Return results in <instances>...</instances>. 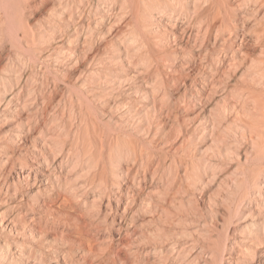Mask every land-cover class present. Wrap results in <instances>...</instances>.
I'll return each instance as SVG.
<instances>
[{"label":"rangeland","instance_id":"obj_1","mask_svg":"<svg viewBox=\"0 0 264 264\" xmlns=\"http://www.w3.org/2000/svg\"><path fill=\"white\" fill-rule=\"evenodd\" d=\"M224 1V6L221 10L222 14H220V16H222L221 18L219 16L221 20L220 22H223L222 25L224 30L222 32H218L216 35L213 34L212 38L209 39L210 43L208 42L203 44L201 40L203 41L204 37L201 35H196L198 32L197 30L200 25L202 26V23L196 20L194 16L195 14H193V12H190L189 14H181L177 11V13L169 12L162 16L160 14H157L159 19L155 20L157 22L156 25H152L149 27L150 31L147 34L146 42L140 43L139 41H136V43L131 45L130 48L124 44L126 41V36L118 34L116 35L117 37L114 38L115 31H113V33L111 34H107L108 31L112 32L111 26L114 24H120L118 23V21L121 22V20H119L118 17L116 18V16L110 12V8L107 7L103 9L102 7V9L98 11V14H96L95 18H98V16L101 15H104L105 17L103 19L104 21L102 20L98 25L102 24L104 26L103 28L107 31L105 36L108 40L114 38V40L116 39L117 41H119V43L116 47H108V49H106L103 54L99 55L98 58H94L93 61L90 60L89 62H87L86 64L88 66H80V63L76 62L72 59V57L68 55V51H63L64 53H62V55L60 54L58 56H54L52 57V59L44 58L39 60L37 58L33 60L25 55L23 56V58L21 57L22 61H20V64L17 60L8 61L9 59L6 58L3 61L2 66L13 64L12 66L17 69L18 74H15L17 78L18 76H21L24 82H26L27 87L25 88V90L27 91L21 92L20 95L25 96L23 98V101L26 100L27 97L29 98H27V101H29L27 104H30L28 107L31 109V111L38 112L40 108H42V104L50 101V99L52 98V96L50 95L58 93L57 100H55L53 104L54 107L52 106V108L50 109L51 112L49 110L47 113H45L46 115L44 124L42 123V121H40L42 119L35 117L27 122L24 117L31 118V116H33L32 113H18V111L16 112L6 109L4 110L3 108L5 107L3 106L2 108V106L0 105V134L6 131L16 133V131L11 128L12 125L16 127L15 130L19 128L23 132L27 130L38 132L39 128L43 129L44 140L42 142L44 143L45 141L46 143L47 141L49 145H46L44 147H42L43 145H39L38 148H44L43 150L48 155V164H50L44 167L47 169L49 168L51 174L56 176L62 174L63 178H67L72 181L69 184L70 187L71 185L74 186V183H78L76 185L78 188L76 187V190L74 189L73 192L71 190L72 194L70 193V189H68V192V190H66V188L62 186L64 184H61V186L54 188L51 193L49 192V195H47L46 197V200L48 199V202H46L51 206L53 210L55 209L56 211L58 210L61 212L71 211L75 218L78 217L76 218L78 220H73V222L77 221L79 224H82V226H57V229H59V233L56 232V235L60 234V232L64 230V232H67L70 238L74 241L75 245L73 254L76 258H84V253L89 252V255L92 256H88V260L90 261L89 264H95L97 262L104 264L107 260L109 261H107V263L105 264H111L110 259L113 257L117 258L118 261L116 260V258L115 260L118 264H184L185 260L188 261L185 262V264H191L192 262H194L192 264H202V262H205L204 264H206V262L207 264H209V261L211 259V257L209 258V256H211L210 254L212 253H209L211 251L208 252L207 249H204L203 247L204 245H208L213 242L212 244H218L220 250L224 251L223 253L225 255V259L224 262H222L224 264H264V234L260 232H254V234L251 233L250 235L248 233L249 235H247V232H251V230H248L250 229V222L255 221L257 223H264V147L259 149L256 144L257 142H255L254 144L252 141V139L257 141L258 137L256 136V131H253L255 130L253 129V127L256 128L257 126L248 127L250 124L247 121H249V117L252 116L250 115L251 113H248V115H250L249 117L247 113H244V100H242L243 97H239L242 93L239 91H241L240 88L243 87V85L240 81L241 79L239 80L240 77H238V75H241V71L243 70L242 65L240 64H242L243 59L241 61V58L244 57L245 53L250 52L249 54H252V56L254 55L255 57L258 53V50H256L257 48L253 44V36L257 31L259 21V13L257 11L258 0ZM199 7L201 10H204L207 6L203 2V0H201ZM203 7L204 9H202ZM226 19L227 21L224 22ZM197 21L200 22V24H198ZM112 22H114V24ZM95 23L96 22H93V25ZM247 26L249 28H247ZM183 30L184 33L182 32ZM247 30H250V32L247 33ZM162 31H164V34H162ZM84 32L86 33V35H88V30H85ZM155 32L158 33L157 36L154 34ZM8 34V32L4 33L5 37L8 38ZM160 41H162V46L159 43ZM200 42L202 43V46L200 45ZM251 42L253 45L251 44ZM221 43L223 45H221ZM45 45V47L48 46L47 44ZM63 46L66 47V45ZM172 47H174V49ZM191 50L193 52H191ZM207 50L210 54L207 52ZM50 53L51 52H49V54ZM128 54H131L130 59L127 58ZM205 54H207L208 59ZM149 56L151 57V59H149ZM116 58L118 62L116 61ZM43 60L44 63L42 62ZM230 63L232 65H230ZM45 67L48 69L45 70ZM222 70L223 72H221ZM73 71H75V74L70 79V74ZM196 71L199 73H197ZM227 76L229 77V79H227ZM56 77L57 79H55ZM73 77L75 78V80ZM237 77L239 81L234 83L233 80L234 78H236L237 80ZM17 78L12 82L11 87L9 86V90L13 89V92L16 90L15 87L18 83ZM241 78L243 79V77ZM142 79L144 80L142 81ZM69 80L73 81L70 82L72 83V87H70L71 85L69 84ZM25 92L26 94L27 92L29 94L26 95ZM151 93L153 96L151 95ZM15 103H12L11 107H15L16 105L13 106ZM151 105L153 108H150ZM225 105H227V107H232V110L231 108L229 110L228 108L223 110ZM253 106L254 105L251 103L248 108L250 107L252 110ZM149 109H153V111H150ZM9 111L12 113H10ZM41 114L42 113L39 112L37 113V116L42 117ZM7 116L11 118L5 122V118ZM1 120L3 121V123ZM21 120L24 121L22 122ZM250 120L254 121V119L251 118ZM20 121L24 123L23 125H21L22 127L17 125ZM164 121H166V123ZM14 122H16V124ZM28 123H31L30 126ZM94 123H96L97 125ZM162 123H164L165 125ZM245 124L249 125L246 126ZM108 126L111 127L109 128ZM99 128H101V132L97 130ZM249 129L251 130V132L249 131ZM95 130L98 131L97 134L95 133ZM98 133L100 134L99 137L102 139L97 137ZM123 133L124 135H122ZM118 134L122 135L123 138L125 137L132 139L135 147V154L132 156L131 161H121V165L124 166L123 168H131L130 171H123L124 169H122L121 166L120 173L123 177L118 176L117 179L112 180L111 177L113 176L110 175L112 170L118 171L120 166L117 165L118 163L116 165L111 164V168V165L108 162H112H105L107 158L102 160L104 156L99 157V151L100 153L101 151H103V153L107 156V149L110 147V145H115L122 138V136H119ZM82 136L84 139L82 138ZM18 139L14 140L15 144L20 143V140ZM48 139H52L50 141L51 143ZM1 140L2 142L6 141L5 138H2ZM53 141L55 143H52ZM84 141H87V143H85ZM110 141L112 143H110ZM56 142H63V145H56ZM60 145L63 147V149L62 147L60 148ZM49 146L52 150H50ZM34 148L31 147L28 150V157L32 158V155H34L32 153ZM60 149H62L63 151L61 150L59 152ZM81 151L83 152V154ZM93 151L97 152L95 153L97 157L94 155ZM88 155L91 158H89ZM92 155L95 157H92ZM16 168L18 169L19 166H17ZM242 170L246 172L244 173ZM100 171L103 175L99 173ZM97 173L99 174V176L97 175ZM192 173L193 176H191ZM224 173L226 174L224 175ZM12 174H16V172L13 171ZM199 174L201 176H199ZM109 175L111 176L110 178ZM232 175L237 179L246 176L247 184L248 186H250V190L248 189V196L246 200L244 198L240 203V201L238 202L237 199L238 203H236V201L234 202L236 204H234V206H236L235 208H237V210L234 209L233 205L230 207L231 210H229L227 213L231 211L232 214H229L232 216L229 217V214H226L227 217L225 215H222L223 218L228 219L227 221V219L225 220L220 216L221 214L216 208H219V210H221L224 207L223 201L221 202L222 205L220 204V202L218 204V201H220L221 197V199L223 200V196H225L228 192L227 189H229L230 191L231 189H233L232 186L235 185L234 182L236 179L233 178ZM213 176L214 178L211 179L210 177ZM224 176L227 177L225 178ZM106 177H108L109 179ZM220 177H222L221 180H219ZM92 178L94 179L92 180ZM179 178L180 180H178ZM224 178L227 179V181ZM9 179L13 178L9 176ZM222 179L224 180V184L219 182L222 181ZM249 179L251 180V182H248ZM108 180H111L113 184L107 187L108 192H106L107 190L105 187L107 186L106 182ZM256 182L259 183L258 186L256 185ZM225 183L227 186L225 185ZM249 183L253 185L251 186V184L249 185ZM220 184L221 187H219ZM228 184L229 188H226L228 187ZM98 185L102 187V191H100V187ZM145 185H149L152 189V191L150 192L153 193V196L154 194L157 196H154V200L157 199L159 201H163L162 203H164L166 207H168L167 209L170 210V215H168V217H163L162 215L159 217V215L149 213V210L154 207L156 202L153 200L150 203V207L145 206L144 208L139 209L141 218H138L136 227L132 228L131 212L130 214L128 213L129 215L126 214L127 216H129L128 218L126 216V221L130 222H127V224L129 225L126 227L121 225L122 221H124L123 217L121 216L124 208L126 207L128 208V211H131V208L135 206V204L132 203L131 193H134V195L141 193L142 195L143 190L141 191V189H143ZM26 188L27 187L24 186V189ZM209 189L211 190V192ZM138 191L139 193H137ZM99 193H101V197ZM210 198L212 199L210 200ZM7 199L10 200V197L7 196ZM209 200L210 202H208ZM212 200H215L217 207L215 206V204L213 205L214 202ZM94 204L96 206H94ZM107 204H110L111 209L113 210L108 213L107 218L102 222H108L109 225H111L110 227L107 226L108 228L99 229V232L95 227L86 224L87 222L89 223L92 220V218L90 219V217L87 215L90 210L96 212L99 209H108L109 211L110 209L108 206H106ZM237 204L240 206L238 207ZM144 205H146V203H144ZM86 207L87 209H85ZM232 209H234V211L236 212L232 211ZM152 217H155V221L152 220ZM220 219H223V221L220 222ZM217 220L219 221V225L218 223H216ZM120 226L122 227L121 231H119L118 229L120 228ZM133 229L135 230L133 231ZM208 232L213 233L214 235L209 234ZM206 233H208L209 235L207 234V236ZM153 234H156L158 237L155 239L153 237ZM253 235H255V237H253ZM209 236L211 237L207 240ZM248 236L249 238H251L250 236H252L253 239L260 240V242L262 241L263 244H261L263 245V247L254 246L256 249L252 248L253 250L251 251V257L247 255L244 257V259L239 260L237 263V257L241 254L240 250L238 249L239 245L242 246L243 244H249L250 239L247 238ZM154 239L157 240V242L159 241V243L161 244L162 248L160 251L153 250L154 248H152L153 245L151 244L146 249L148 250V252L147 254H145L146 252L142 247L143 245H135V243L137 242L138 244H143L146 241L152 240V242H154ZM205 241L209 242H206V244ZM192 243H194L195 246H193V248H190V244ZM106 246L107 248H105ZM232 247L233 249H231ZM112 251L113 255L111 257L109 256V253ZM196 254V260L191 259ZM91 258H94L95 262L93 261V259L91 261ZM102 259H104V262L102 261ZM54 260V257H51V261L54 262ZM84 263L81 261L79 262V264Z\"/></svg>","mask_w":264,"mask_h":264},{"label":"bare ground","instance_id":"obj_2","mask_svg":"<svg viewBox=\"0 0 264 264\" xmlns=\"http://www.w3.org/2000/svg\"><path fill=\"white\" fill-rule=\"evenodd\" d=\"M255 1V0H254ZM201 0H0V105L5 107L3 108L4 110H11V111H18V113H32L33 116L25 118L27 122L30 121L32 118H39L42 119V123L44 124L45 122V113H47L53 106L55 100H57L58 93H55L50 99V101H47L45 104H42V108L37 111H31V109L28 107L30 104H27L29 101L26 98V100L23 101V98L25 96L20 95L21 92L27 91L25 90L26 82L21 78V76L17 78L15 75L17 73V69L13 67L12 65H3V61L6 59H9L8 61L11 60H17L20 64V61H22L23 56L27 55L31 59H44V58H49L52 59L54 56L62 55V53L68 51V55L72 57L73 60L76 62L80 63V66L84 67L87 65L86 63L89 62L90 60L93 61L94 58H98L99 55L103 54V52L108 49L110 46H118L119 41L114 40L116 35L122 34L126 36V41L125 45L130 47L136 41H139L140 43L146 42V37L147 34L150 31V26L156 25V19H159L157 14L165 15L166 13H177V11L181 14H189L190 12H193L195 14L196 20L200 21L202 23V26L198 28V32L196 35H201L203 36V41L201 42L208 43L209 39L212 38L213 34H217L218 32H222L224 30L222 23L220 22V14L221 10L224 6V0H203V2L206 4V8L204 7L201 10L199 7ZM255 4V3H254ZM256 5V4H255ZM203 6V5H202ZM103 7L104 8H110V12L118 17L121 22L118 21L120 24H114L111 26V31H106L103 27L102 24L98 25L101 23V21L104 19V15L96 17V14H98V11L101 10ZM256 9V8H255ZM106 11V10H105ZM258 28L253 36V44L257 48L258 53L256 57L252 56V54H249L250 52H243L245 53L244 57L241 58L242 61V71L241 75L238 77L239 80L241 81L243 87L240 88L242 92L239 97H243L242 100H244V113H248L252 116L249 117V121H247L249 124H245L246 126H257L256 128L253 127L254 132L256 131V136L257 141L253 140V143L257 142V146L259 149L264 147V0H258ZM226 12V10H225ZM224 13V12H223ZM228 13V12H227ZM105 14V12H104ZM225 14V13H224ZM254 15V14H253ZM112 16V15H110ZM220 16V18H219ZM188 17V16H187ZM224 17V16H223ZM115 18V19H116ZM107 19V18H106ZM224 19V18H223ZM222 19V21H223ZM255 19V18H254ZM191 20V18H190ZM104 21V20H103ZM197 21V22H198ZM227 19L224 21L226 22ZM257 21V20H256ZM93 22H96L93 25ZM195 22V21H194ZM198 22V24H200ZM117 23V21H116ZM256 23V22H255ZM105 24V23H104ZM111 24V23H109ZM107 24V25H109ZM226 24V23H225ZM242 24V23H241ZM240 24V25H241ZM93 25V26H92ZM195 25V24H194ZM252 25V24H251ZM250 25V27H251ZM106 26V25H105ZM242 26V25H241ZM244 26V25H243ZM256 26V25H255ZM109 27V26H108ZM189 27V26H188ZM233 27V26H232ZM164 28V27H163ZM239 28V27H238ZM247 28H249L247 26ZM159 29V28H158ZM85 30H88V35L84 32ZM162 30V29H161ZM252 30V29H251ZM100 31V32H99ZM105 31V32H104ZM114 32V38L112 39H107L105 36L106 32L107 34H111ZM244 31V30H243ZM8 32L9 37H5L4 33ZM74 32V34H73ZM153 32V31H151ZM163 32V33H162ZM160 33L164 34V31ZM184 33V30L182 31ZM202 32V34H201ZM250 32V30H247V33ZM98 34V35H97ZM156 36L158 33H154ZM86 35V36H85ZM214 35V36H215ZM235 35V34H234ZM154 36V35H153ZM74 37V38H73ZM155 37V36H154ZM153 37V38H154ZM220 37V36H219ZM132 39V40H131ZM215 39V38H214ZM223 39V38H222ZM252 39V38H251ZM153 40V39H152ZM151 40V41H152ZM234 40V39H233ZM155 41V40H154ZM197 41V39H196ZM200 42V43H201ZM224 42V41H223ZM222 42V43H223ZM230 42V41H229ZM157 43V42H156ZM160 44L162 41L159 42ZM202 43L200 44L202 46ZM210 43V42H209ZM221 43V45H223ZM47 44L48 46L45 47ZM152 44V43H151ZM173 44V43H172ZM252 44V42H251ZM252 44V45H253ZM63 45H66L64 47ZM121 45V44H120ZM228 45V44H227ZM138 46V45H137ZM160 46V45H159ZM162 46V44H161ZM200 46V48H201ZM232 46V45H229ZM240 46V45H239ZM44 47V48H43ZM148 47V45H147ZM146 47V49H147ZM156 47V46H155ZM154 47V48H155ZM204 47V46H203ZM227 47V46H226ZM120 48V47H119ZM131 48V47H130ZM133 48V46H132ZM174 49V47H172ZM196 48V47H195ZM199 48V49H200ZM207 48V47H205ZM214 48V47H213ZM216 48V47H215ZM220 48V47H219ZM218 48V49H219ZM232 48V47H231ZM115 49V48H114ZM126 49V48H125ZM150 49V48H149ZM152 49V48H151ZM160 49V47H159ZM162 49V48H161ZM168 49V48H167ZM180 49V48H179ZM197 49V48H196ZM222 49V48H221ZM239 49V48H238ZM124 50V49H123ZM130 50V49H129ZM178 50V49H177ZM184 50V49H183ZM194 50V49H192ZM191 50V52H193ZM210 50V48H209ZM64 51V52H63ZM138 51V50H137ZM152 51V50H148ZM147 51V52H148ZM154 51V49H153ZM156 51V50H155ZM159 51V50H158ZM169 51V50H168ZM185 51V50H184ZM202 51V50H201ZM49 52H51L49 54ZM116 52V51H115ZM126 52V51H125ZM144 52V51H143ZM188 52V50H187ZM206 52V51H205ZM204 52V53H205ZM208 52V50H207ZM241 52V50H240ZM130 53V52H129ZM196 53V52H195ZM209 53V52H208ZM255 53V54H256ZM210 54V53H209ZM67 55V56H68ZM149 55V54H148ZM168 55V54H167ZM175 55V54H174ZM194 55V54H193ZM204 55V54H203ZM202 55V56H203ZM207 57V54H205ZM64 56V54H63ZM108 56V55H107ZM140 56V55H139ZM153 56V54H152ZM161 56V55H160ZM166 56V55H165ZM169 56V55H168ZM184 56V55H183ZM210 56V55H209ZM233 56V55H232ZM22 57V58H21ZM25 57V58H28ZM66 57V56H65ZM101 57V56H100ZM99 57V58H100ZM127 57V56H126ZM150 57V56H149ZM173 57V56H172ZM186 57V56H185ZM196 57V56H195ZM200 57V55H199ZM205 57V56H204ZM203 57V58H204ZM241 57V56H240ZM57 58V57H56ZM121 58V57H120ZM127 58H131V54H128ZM147 58V57H146ZM155 58V57H154ZM102 59V58H101ZM104 59V58H103ZM148 59V58H147ZM151 59V57L149 58ZM208 59V57H207ZM212 59V58H211ZM54 60V59H53ZM56 60V59H55ZM106 60V59H105ZM114 60V59H112ZM119 60V59H118ZM202 60V59H201ZM218 60V59H217ZM37 61V60H36ZM68 61V60H67ZM70 61V60H69ZM98 61V60H97ZM108 61V60H107ZM117 61V58H116ZM145 61V60H144ZM162 61V60H161ZM170 61V59H169ZM215 61V60H214ZM249 61V62H248ZM44 63V60L42 61ZM64 62V61H63ZM96 62V61H95ZM118 62V61H117ZM143 62V61H142ZM238 62V61H236ZM8 63V62H7ZM10 63V62H9ZM103 63V62H102ZM154 63V62H153ZM165 63V62H163ZM171 63V62H170ZM235 63V62H234ZM233 63V64H234ZM240 63V61H239ZM23 64V63H22ZM47 64V63H46ZM55 64V63H54ZM93 64V63H92ZM115 64V63H114ZM143 64V63H142ZM156 64V63H155ZM199 64V63H198ZM214 64V63H213ZM152 65V64H151ZM158 65V63H157ZM166 65V64H165ZM230 65H232L230 63ZM2 66V67H1ZM88 66V65H87ZM86 66V67H87ZM186 66V65H185ZM196 66V65H195ZM235 66V65H234ZM158 67V66H157ZM233 67V66H232ZM237 67V65H236ZM125 68V67H124ZM198 68V67H197ZM48 69L45 67V70ZM131 69V68H130ZM178 69V68H177ZM176 69V70H177ZM203 69V68H200ZM227 69V68H226ZM149 70V69H148ZM163 70V69H162ZM228 70V69H227ZM226 70V71H227ZM235 70V69H234ZM115 71V70H114ZM117 71V70H116ZM157 71V69H156ZM159 71V70H158ZM173 71V70H172ZM182 71V70H181ZM20 72V71H19ZM67 72V71H66ZM65 72V74H66ZM83 72V71H82ZM93 72V71H91ZM90 72V73H91ZM111 72V71H110ZM169 72V71H168ZM176 72V71H175ZM197 72V71H196ZM223 72V70L221 71ZM220 72V73H221ZM233 72V71H232ZM140 73V71H139ZM145 73V71H144ZM161 73V72H160ZM170 73V72H169ZM173 73V72H171ZM199 73V72H197ZM231 73V72H230ZM18 74V73H17ZM27 74V73H26ZM70 74V73H69ZM75 74V71L71 72V77ZM162 74V73H161ZM20 75V74H19ZM80 75V74H79ZM91 75V74H90ZM136 75V74H135ZM200 75V74H199ZM217 75V74H216ZM223 75V74H222ZM64 76V75H63ZM78 76V75H77ZM76 76V79H77ZM87 76V75H86ZM180 76V75H179ZM190 76V75H189ZM193 76V75H192ZM201 76V75H200ZM204 76V75H203ZM225 76V74H224ZM229 76V75H228ZM227 76V79L229 77ZM234 76V75H233ZM236 76V75H235ZM251 76V77H249ZM18 79V83L16 84V90L13 92V89L9 90V86L11 87L12 82L16 79ZM65 77V76H64ZM63 77V78H64ZM136 77V76H135ZM196 77V76H195ZM214 77V76H213ZM216 77V76H215ZM238 77L237 80L234 78L233 82H238ZM243 77V79L241 78ZM249 77V79H248ZM30 78V76H29ZM74 78V77H73ZM142 78V77H141ZM212 78V76H211ZM57 79V77L55 78ZM66 79V78H65ZM92 79V78H91ZM223 79V78H222ZM75 80V78H74ZM87 80V79H86ZM85 80V81H86ZM118 80V79H117ZM144 79H142L143 81ZM162 80V79H161ZM212 80V79H211ZM210 80V81H211ZM226 80V79H225ZM82 81V80H81ZM89 81V80H88ZM87 81V82H88ZM111 81V79H110ZM141 81V82H142ZM190 81V80H189ZM229 81V80H228ZM17 82V80H16ZM29 82V81H27ZM66 82V81H65ZM73 82L69 80V84L71 85ZM93 82V81H92ZM127 82V80H126ZM167 82V81H166ZM178 82V81H177ZM81 83V82H79ZM86 83V82H85ZM89 83V82H88ZM169 83V82H168ZM215 83V82H214ZM76 84V83H75ZM84 84V82H83ZM87 84V83H86ZM123 84V83H121ZM165 84V83H164ZM163 84V85H164ZM171 84V83H170ZM221 84V83H220ZM30 85V84H29ZM118 85V84H117ZM140 85V84H139ZM142 85V84H141ZM160 85V83H159ZM162 85V86H163ZM166 85V84H165ZM241 85V86H242ZM227 86V85H226ZM239 86V85H238ZM58 87V86H57ZM64 87V86H63ZM67 87V84H66ZM72 87V85L70 86ZM69 87V88H70ZM80 87V86H79ZM218 87V86H217ZM54 88V87H53ZM76 88V87H75ZM119 88V87H118ZM131 88V87H130ZM223 88V87H222ZM228 88V87H227ZM74 89V88H72ZM127 89V88H126ZM167 89V88H166ZM234 89V88H233ZM67 91V90H65ZM75 91V90H73ZM131 91V90H130ZM167 91V90H166ZM215 91V90H214ZM231 91V90H230ZM57 92V91H56ZM133 92V91H132ZM152 92V91H151ZM50 93V91H49ZM60 93V92H59ZM72 93V90H71ZM210 93V92H209ZM225 93V92H223ZM227 93V92H226ZM26 94V92H25ZM27 94H29L27 92ZM26 94V95H27ZM213 94V93H212ZM238 94V93H236ZM47 95V94H46ZM143 95V94H142ZM152 95V93H151ZM192 95V94H191ZM134 96V95H132ZM144 96V95H143ZM153 96V95H152ZM224 96V95H223ZM35 97V96H34ZM160 97V96H159ZM198 97V96H197ZM225 97V96H224ZM150 98V96H149ZM161 98V97H160ZM46 99V98H45ZM60 99V98H59ZM197 99V98H196ZM228 99V98H227ZM231 99V98H230ZM208 100V99H207ZM226 100V99H225ZM236 100V99H235ZM46 101V100H45ZM203 101V100H202ZM17 102V103H15ZM41 102V101H40ZM39 102V103H40ZM15 103L11 107V104ZM32 103V102H31ZM129 103V102H128ZM253 104V109L248 106L250 104ZM133 104V103H132ZM32 105V104H31ZM136 105V104H135ZM153 105V103H152ZM152 105L150 108H153ZM165 106V105H164ZM186 106V105H185ZM243 106V105H242ZM54 107V106H53ZM130 107V106H129ZM144 107V106H143ZM163 107V106H162ZM167 107V106H166ZM111 108V107H110ZM158 108V107H157ZM165 108V107H164ZM228 108V110L232 107H227V105L224 106L223 110ZM134 109V107H133ZM148 109V108H147ZM155 109V108H154ZM21 110V111H19ZM150 110V109H149ZM153 111V109H151ZM150 110V111H151ZM25 111V112H24ZM134 111V110H133ZM138 111V110H137ZM163 111V110H162ZM227 111V110H226ZM10 112V111H9ZM14 112V113H16ZM42 113L41 116H37V113ZM51 112V110H50ZM139 112V111H138ZM170 112V111H169ZM225 112V111H224ZM12 113V112H10ZM36 113V114H34ZM130 113V112H129ZM166 113V112H165ZM87 114V113H86ZM128 114V113H126ZM134 114V113H133ZM243 114V113H242ZM30 115V114H29ZM49 115V114H48ZM85 115V114H84ZM138 115V114H136ZM142 115V114H141ZM140 115V116H141ZM166 115V114H165ZM19 116V115H18ZM83 116V115H82ZM130 117V116H129ZM139 117V116H138ZM151 117V116H150ZM154 117V116H153ZM247 117V116H246ZM247 117V118H248ZM2 118V117H1ZM7 118V119H6ZM5 118V122L10 119L11 117L7 116ZM52 118V117H51ZM56 118V117H55ZM84 118V117H81ZM175 118V117H174ZM251 119H254V121H251ZM139 119V118H138ZM147 119V118H146ZM19 120V119H18ZM150 120V119H149ZM2 121V120H1ZM22 121V120H21ZM19 122L17 125L22 127L24 123ZM37 121V120H36ZM110 121V120H108ZM4 122V123H5ZM18 122V121H17ZM38 122V121H37ZM36 122V123H37ZM49 122V121H48ZM81 122V121H80ZM166 123V121H164ZM3 123V121H2ZM1 123V124H2ZM16 124V122H14ZM39 123V122H38ZM113 123V122H112ZM118 123V122H117ZM116 123V124H117ZM148 123V122H147ZM29 124V123H28ZM27 124V125H28ZM31 124V123H30ZM29 124V126H30ZM41 124V123H40ZM91 124V123H90ZM96 124V123H94ZM108 124V123H106ZM149 124V123H148ZM151 124V123H150ZM164 124V123H162ZM26 125V123H25ZM34 125V123H33ZM89 125V124H88ZM87 125V126H88ZM97 125V124H96ZM165 125V124H164ZM46 126V125H45ZM81 126V125H80ZM93 126V125H91ZM121 126V125H119ZM118 126V127H119ZM10 127V126H9ZM43 127V126H42ZM95 127V126H93ZM109 127V126H108ZM111 127V126H110ZM109 127V128H110ZM124 127V126H122ZM121 127V128H122ZM158 127V126H157ZM11 128L14 129L15 132H9L6 131L2 134H0V264H79V262H85L84 264H89L88 256L89 252L84 253V258H76L74 256V241L70 238L69 234L67 232H64L62 230L60 234L56 235V232L59 233V229H57V226H76V225H81L77 221L73 222V220H78L74 217V215L69 212H61V211H56L55 209L53 210L51 206L47 203L48 199L46 200L48 193L52 192V190L56 187L61 186L66 188V190L70 189L72 192L74 189L76 190V183L75 185L71 187L69 186L70 181L67 178H63L62 174L59 176L53 175L50 172V169L45 168L44 166H48L49 159L47 158L48 155L47 153L43 150L44 148H38L39 145H43L42 147L49 145L48 142L44 141L43 138V129H38V132H32V131H25L23 132L20 130L18 127L17 130L15 126H11ZM10 128V129H11ZM25 128V126H24ZM30 128V127H29ZM27 128V129H29ZM36 128V127H35ZM47 128V127H46ZM120 128V127H119ZM141 128V127H140ZM34 129V128H33ZM91 129V128H89ZM96 129V128H95ZM101 128L97 129L101 132ZM105 129V128H104ZM125 129V128H124ZM148 129V128H147ZM248 129V128H247ZM69 130V129H68ZM80 130V129H79ZM108 130V129H107ZM141 130V129H139ZM143 130V128H142ZM92 131V130H91ZM96 131V130H95ZM148 131V130H147ZM251 132V130L249 129ZM47 132V131H46ZM70 132V131H68ZM76 132V131H75ZM98 131L95 133L97 134ZM120 132V131H119ZM138 132V131H137ZM145 132V130H144ZM253 132V133H254ZM94 133V129H93ZM122 133V132H121ZM140 133V132H139ZM152 133V132H151ZM46 134V133H45ZM82 134V133H81ZM120 134V133H119ZM118 134V135H119ZM129 134V133H128ZM142 134V133H141ZM154 134V133H153ZM250 134V133H249ZM68 135V133H67ZM72 135V133H71ZM78 135V134H77ZM83 135V134H82ZM95 135V134H94ZM124 135V133L122 134ZM119 135V136H122ZM252 135V134H251ZM250 135V136H251ZM86 136V135H85ZM97 136V135H96ZM100 134L98 133L99 137ZM111 136V135H110ZM105 137V136H104ZM118 137V136H117ZM2 138H5L6 141L2 142ZM19 138V139H18ZM59 138V137H58ZM79 138V136H78ZM83 138V136H82ZM86 138V137H85ZM100 138V137H99ZM123 138V136H122ZM121 138V139H122ZM134 138V137H133ZM151 138V137H150ZM253 138V137H252ZM18 139L20 140V143L15 144L14 140ZM84 139V138H83ZM97 139V138H95ZM102 139V138H100ZM104 139V138H103ZM113 139V138H112ZM120 139V138H118ZM120 139L119 142H117L115 145L111 146L107 149L108 153L107 156L103 153V151H99V157H103L102 160L106 159L107 161H111L112 163L108 162L110 165L114 164L119 165V170H112L111 174L113 177L109 175V178L111 177L112 180H115L118 178V176L121 175V161H131L132 156L135 154L134 152V143L132 142L131 138H123L122 140ZM4 140V139H3ZM49 140V139H48ZM52 140V139H51ZM49 140V142L51 141ZM107 140V139H106ZM134 140V139H133ZM57 141V140H55ZM62 141V140H61ZM93 141V140H91ZM90 141V142H91ZM96 141V140H94ZM85 142V141H84ZM83 142V143H84ZM156 142V141H154ZM51 143V142H50ZM52 143H55L54 141ZM57 143V142H56ZM87 143V141L85 142ZM110 143H112L110 141ZM62 144L63 142H58L56 145ZM65 144V143H64ZM94 144V143H93ZM137 144V143H136ZM90 145V144H89ZM95 145V144H94ZM107 145V144H106ZM52 146V145H51ZM66 146V145H64ZM85 146V144H84ZM91 146V145H90ZM104 146V145H103ZM256 146V147H257ZM31 147H35L32 151L34 155H32V158L28 157L27 155L28 150ZM62 146L60 145V148ZM81 147V146H80ZM89 147V146H88ZM97 147V146H96ZM95 147V148H96ZM105 147V146H104ZM50 148V146H49ZM56 148V147H55ZM84 148V147H82ZM100 148V147H99ZM58 149V148H57ZM63 149V147H62ZM60 149L59 152L62 150ZM66 149V148H65ZM90 149V148H89ZM254 149V147H253ZM257 149V148H256ZM50 150H52L50 148ZM84 150V149H83ZM92 150V149H91ZM63 151V150H62ZM73 151V150H72ZM87 151V150H86ZM259 151V150H256ZM264 151V150H263ZM262 151V152H263ZM58 152V151H57ZM82 152V151H81ZM94 152V151H93ZM107 152V151H106ZM66 153V152H65ZM69 153V151H68ZM72 153V152H71ZM97 152H94V155ZM259 153V152H258ZM83 154V152H82ZM104 154V155H103ZM246 154V153H245ZM248 154V153H247ZM57 155V154H55ZM98 155V154H97ZM255 155V154H254ZM257 155V154H256ZM77 156V155H76ZM79 156V155H78ZM96 156V155H95ZM92 155V157H95ZM260 156V155H259ZM54 157V153H53ZM52 157V158H53ZM80 157V156H79ZM78 157V158H79ZM83 157V156H81ZM89 158H91L88 155ZM97 157V156H96ZM139 157V156H138ZM137 157V158H138ZM247 157V156H246ZM66 158V157H65ZM86 159V158H85ZM99 159V158H98ZM136 159V158H135ZM77 160V159H76ZM93 160V159H92ZM95 160V159H94ZM101 160V161H102ZM62 161V160H61ZM75 161V160H74ZM79 161V160H78ZM97 161V160H96ZM152 161V160H151ZM260 161V160H259ZM52 162V161H51ZM65 162V161H64ZM95 162V161H94ZM61 163V162H60ZM78 163V162H77ZM92 163V162H91ZM90 163V165H91ZM127 163V162H126ZM262 163V162H261ZM89 164V163H87ZM94 164V163H93ZM55 165V164H54ZM73 165V164H72ZM76 165V164H75ZM107 165V164H106ZM113 165V166H114ZM19 166L17 169L16 167ZM89 166V165H88ZM94 166V165H93ZM92 166V167H93ZM108 166V165H107ZM255 166V165H254ZM101 167V166H100ZM123 171L129 172L131 168H123ZM130 167V166H129ZM259 167V166H258ZM90 168V167H89ZM103 168V167H102ZM112 168V165H111ZM196 168V167H195ZM194 168V169H195ZM17 169V170H16ZM74 169V168H73ZM114 169V167H113ZM72 170V169H71ZM100 170V169H99ZM197 170V169H196ZM199 170V169H198ZM251 170V169H250ZM15 171L16 174H12V172ZM94 171V170H93ZM193 171V170H192ZM202 171V170H201ZM225 171V170H224ZM243 171V170H242ZM96 172V171H95ZM152 172V171H151ZM244 172V171H243ZM246 172V171H245ZM244 172V173H245ZM68 173V172H67ZM101 175V171L99 172ZM202 173V172H201ZM69 174V173H68ZM96 174V173H94ZM109 174V173H108ZM107 174V175H108ZM155 174V173H153ZM187 174V172H186ZM226 173H224L225 175ZM65 175V174H64ZM99 176V174L97 173ZM96 175V176H97ZM100 175V176H101ZM189 175V174H188ZM240 175V174H239ZM243 175V174H242ZM245 175V174H244ZM9 176L13 179H9ZM133 176V175H132ZM187 176V175H186ZM193 176V173L192 175ZM190 176V177H191ZM199 176H201L199 174ZM212 176V175H211ZM220 176V174H219ZM223 176V173H222ZM228 176V175H227ZM226 176V177H227ZM241 176V175H240ZM248 176V175H247ZM251 176V175H250ZM249 176V177H250ZM123 177V176H122ZM195 177V176H194ZM198 177V176H197ZM225 177V176H224ZM225 177V178H226ZM233 177V175H232ZM102 178V177H101ZM100 178V180H101ZM105 178V177H103ZM108 178V177H106ZM108 178V179H109ZM132 178V177H131ZM164 178V177H163ZM181 178V177H180ZM180 178L178 180H180ZM184 178V177H183ZM188 178V177H187ZM192 178V177H191ZM211 179L214 178L210 177ZM219 178V177H218ZM222 177H220L219 180H221ZM224 178V179H225ZM235 178V177H233ZM239 178V177H238ZM252 178V177H251ZM94 178H92L93 180ZM97 179V178H95ZM177 179V178H176ZM209 179V178H208ZM217 179V178H216ZM215 179V180H216ZM235 185L232 183V188L230 185V191L229 189L228 192L226 193L224 199L222 200L220 198V201H218V204L223 201V206L221 207L222 209L219 210V208H216L218 212L222 215L229 214L227 213L230 209V207L233 205L234 202L238 203L242 201V199L247 198L248 196V189L250 190V186L247 184V179L246 176L243 178L241 177L240 179L235 178ZM256 179V178H255ZM72 180V178H71ZM76 180V179H74ZM103 180V179H102ZM119 180V179H118ZM117 180V181H118ZM144 180V179H143ZM161 180V179H160ZM169 180V179H168ZM173 180V179H172ZM203 180V179H202ZM218 180V181H219ZM227 181V179H225ZM229 180V179H228ZM232 180V178H231ZM250 180V179H249ZM248 182H251V180ZM165 181V180H164ZM183 181V179H182ZM187 181V179H186ZM199 181V180H198ZM223 181V182H222ZM221 182L224 184V180L222 179ZM260 181V180H259ZM63 182V183H62ZM65 182V183H64ZM179 182V181H178ZM185 182V181H184ZM91 183V182H90ZM116 183V182H115ZM141 183V182H140ZM163 183V182H162ZM254 183V182H253ZM97 184V183H96ZM99 184V183H98ZM113 182L111 180H108L106 182V190L107 187L111 186ZM121 184V183H120ZM167 184V183H166ZM169 184V183H168ZM185 184V183H184ZM202 184V183H201ZM219 184V183H217ZM251 183H249L250 185ZM259 183L256 182V185L258 186ZM84 185V184H83ZM87 185V184H86ZM85 185V186H86ZM133 185V184H132ZM174 185V184H173ZM209 185V182H208ZM211 185V184H210ZM226 185V183H225ZM253 184H251L252 186ZM24 186L27 187L24 189ZM79 186V185H78ZM82 186V185H81ZM99 186V185H98ZM105 186V185H104ZM167 186V185H166ZM227 186V185H226ZM100 187V186H99ZM136 187V186H135ZM143 187V186H142ZM153 187V186H152ZM176 187V186H175ZM185 187V185H184ZM221 187V184L220 186ZM78 188V187H77ZM85 188V187H84ZM83 188V189H84ZM102 187H100V191ZM133 188V187H132ZM138 188V187H137ZM156 188V187H155ZM180 188V187H179ZM183 188V187H182ZM215 188V187H214ZM218 188V187H217ZM229 188V184L228 187ZM60 189V188H58ZM185 189V188H184ZM13 190V191H12ZM110 190V189H109ZM141 193L139 191L137 195H134V193H131L132 196V203L135 204L133 208H131V211H128V208H124V210L121 213V216L123 217L124 221H122L121 225L123 226H128L127 224L128 221H126V214H130L131 212V225L132 228L136 227L137 225V220L138 218H141V213L139 212L140 208H144L145 206H151L150 203L154 200V196H156L150 191H152L151 187L148 185H145L143 189H141ZM183 190V189H182ZM210 190V189H209ZM216 190V189H215ZM84 191V190H83ZM105 191V189H104ZM213 191V190H212ZM219 191V189H218ZM222 191V190H221ZM69 192V190H68ZM108 192V190L106 191ZM118 192V191H117ZM130 192V191H129ZM156 192V191H154ZM211 192V190H210ZM224 192V191H223ZM104 193V192H103ZM179 193V192H178ZM215 193V192H214ZM221 193V192H219ZM72 194V193H71ZM79 194V193H78ZM101 193H99L100 195ZM108 194V193H107ZM209 194V193H208ZM224 194V193H223ZM106 195V194H105ZM160 195V194H158ZM252 195V194H251ZM7 196L10 197V200L7 199ZM77 196V195H76ZM79 196V195H78ZM214 196V195H213ZM246 196V197H245ZM101 197V195H100ZM104 197V196H102ZM118 197V196H117ZM157 197V196H156ZM163 197V196H162ZM165 197V196H164ZM210 197V196H209ZM212 197V196H211ZM216 197V196H215ZM214 197V198H215ZM80 198V197H77ZM101 199V198H100ZM212 198H210L211 200ZM219 199V198H218ZM238 199V202H237ZM241 199V200H239ZM166 200V199H165ZM210 200L208 202H210ZM47 201V202H46ZM80 201V200H79ZM101 201V200H100ZM141 201V202H140ZM155 205L151 210H149V213L159 215V217L162 215L163 217H168L170 215V210L167 209L166 205L162 203L163 201H159L155 199ZM213 201V200H212ZM77 202V201H76ZM86 202V201H85ZM93 202V200H92ZM97 202V201H96ZM110 202V201H108ZM214 202V203H213ZM213 205L215 203V200L213 201ZM253 202V201H252ZM146 203V205H144ZM153 204V203H152ZM162 204V205H161ZM167 204V203H166ZM137 205V209H136ZM144 205V206H142ZM222 205V204H221ZM236 205V204H235ZM238 205V204H237ZM245 205V204H244ZM94 206H96L94 204ZM106 206L109 207L108 209H99L96 212L94 211H89L88 215L90 219L92 220L88 223L87 225H91L96 228V230L99 231V229H105L110 227L109 223H104L102 221H105V219L108 216V213L111 212V206L110 204H107ZM194 206V205H193ZM207 206V205H206ZM220 206V205H219ZM240 205H238L239 207ZM217 207V206H216ZM234 209L237 210V208ZM93 208V207H92ZM172 208V207H171ZM196 208V207H195ZM87 209V207L85 208ZM89 209V208H88ZM174 209V208H173ZM232 209V211H234ZM142 210V209H141ZM148 210V208H147ZM175 210V209H174ZM116 211V210H115ZM86 212V211H85ZM145 212V210H144ZM236 212V211H234ZM172 213V212H171ZM86 214V213H85ZM128 214V215H129ZM143 214V213H142ZM217 214V213H216ZM232 214V213H231ZM251 214V213H250ZM115 215V214H114ZM201 215V213H200ZM199 215V216H200ZM219 215V214H218ZM238 215V214H237ZM244 215V214H243ZM150 216V215H149ZM152 216V215H151ZM195 216V215H194ZM224 216V217H225ZM232 216L229 214V217ZM234 216V215H233ZM250 216V215H248ZM129 216H127L128 218ZM162 217V219H163ZM227 217V216H226ZM228 217V218H229ZM236 217V216H235ZM114 218V216H113ZM116 218V217H115ZM155 217H152V220H154ZM199 218V217H198ZM197 218V219H198ZM211 218V217H210ZM223 218V217H222ZM247 218V217H246ZM110 219V218H109ZM130 219V218H129ZM149 219V218H148ZM166 219V218H165ZM227 219V218H223ZM223 219H220L222 222ZM241 219V218H240ZM82 220V219H81ZM151 220V219H150ZM207 220V219H206ZM255 220V219H254ZM228 221V219H227ZM232 221V220H230ZM236 221V220H235ZM251 221V220H249ZM264 221V220H263ZM80 222V221H79ZM158 222V221H157ZM205 222V221H204ZM216 222V221H215ZM219 221L217 220L216 223ZM130 223V222H128ZM147 223V222H146ZM206 223V222H205ZM153 224V223H152ZM215 224V223H214ZM233 224V223H232ZM219 225V223H218ZM217 225V226H218ZM242 225V224H241ZM244 225V224H243ZM84 226V225H83ZM105 226V227H104ZM108 226V227H107ZM216 226V225H215ZM229 226V225H228ZM117 227V226H116ZM220 227V226H219ZM247 227V226H246ZM251 232H247V235H251V233L254 234V232H260L264 234V223H257L255 221L250 222L249 224ZM254 227V228H253ZM205 228V227H204ZM211 228V227H210ZM119 231H121L122 227L118 228ZM138 229V228H137ZM202 229V228H201ZM214 229V228H213ZM95 230V231H96ZM135 229H133L134 231ZM97 231V232H98ZM111 231V230H110ZM151 231V230H150ZM209 231V230H208ZM72 232V231H71ZM100 232V231H99ZM119 233V232H118ZM209 233V232H208ZM206 233V235L208 234ZM214 233V231H213ZM209 233V234H213ZM249 233V234H248ZM208 234V235H209ZM119 235V234H118ZM151 235V234H150ZM207 235V236H208ZM214 235V234H213ZM206 236V237H207ZM142 237V236H141ZM153 237L156 239L158 236L156 234H153ZM211 236H209L208 239H210ZM213 237V236H212ZM252 238V236H250ZM255 237V235H253ZM257 237V236H256ZM260 237V236H259ZM214 238V237H213ZM249 238V236L247 237ZM250 239V243L248 244H243L240 246L239 244V250L241 252L240 256L237 257V263L239 260L244 259L245 256L249 255L251 257V251L253 250L252 248H255L254 246H260L263 247L262 241L257 239ZM111 239V238H110ZM132 239V238H131ZM154 239V240H155ZM212 239V238H211ZM248 239V240H249ZM261 239V238H260ZM148 240V238H147ZM159 240V239H158ZM214 240V239H213ZM243 240V239H242ZM247 240V239H246ZM153 241V240H152ZM152 241H146L143 244H137V246H141L144 248V251L147 254L148 250H146L151 244L153 245L152 248L153 250L160 251L162 246L155 240L154 242ZM197 241V240H196ZM136 242V240H135ZM191 242V241H190ZM204 242V241H203ZM202 242V243H203ZM208 243L209 241H205V243ZM206 243V244H207ZM213 243V242H212ZM208 244L204 245V249H207V251H211L209 253L211 257L209 264H224L225 255L224 251H221L219 248V245L215 244ZM219 243V242H218ZM242 243V242H241ZM246 243V242H245ZM262 243V244H261ZM79 245V244H78ZM183 245V243H182ZM180 246V245H179ZM190 248H193L194 243L190 244ZM200 246V245H199ZM225 246V245H224ZM78 247V246H77ZM166 247V246H165ZM186 247V246H185ZM201 247V246H200ZM199 247V248H200ZM237 247V246H236ZM107 248V246L105 247ZM110 248V247H109ZM113 248V247H111ZM176 248V247H175ZM189 248V249H190ZM202 248V249H203ZM78 249V248H77ZM76 249V250H77ZM137 249V248H136ZM184 249V248H182ZM224 249V248H223ZM233 249V247L231 248ZM256 249V248H255ZM110 250V249H109ZM139 250V249H138ZM188 250V249H187ZM152 251V250H150ZM170 251V250H169ZM168 251V252H169ZM172 251V250H171ZM190 251V250H189ZM193 251V250H192ZM77 252V251H75ZM154 252V251H153ZM152 252V253H153ZM199 252V251H198ZM228 252V251H227ZM170 253V252H169ZM208 253V254H209ZM76 254V253H75ZM93 254V253H92ZM137 254V253H136ZM168 254V253H167ZM205 254V253H204ZM237 254V253H236ZM113 251L109 253V256L112 257ZM175 255V253H174ZM253 255V254H252ZM78 256V255H77ZM105 256V255H104ZM119 256V255H117ZM197 254L191 258L195 259ZM228 256V255H227ZM51 257H54V262L51 261ZM92 257V256H90ZM148 257V256H147ZM164 257V256H163ZM232 257V256H231ZM116 257H113L110 259L111 264H116ZM165 258V257H164ZM249 258V257H248ZM90 259V258H89ZM94 261V258H91V261ZM161 259V258H158ZM205 259V258H204ZM232 259V258H231ZM236 259V257H235ZM104 259H102L103 261ZM141 260V259H140ZM139 260V261H140ZM188 260V259H187ZM196 260V259H195ZM194 260V261H195ZM209 260V259H207ZM246 260V259H245ZM97 261V260H96ZM100 261V260H99ZM106 261V259H105ZM109 261V260H107ZM107 261L105 263H107ZM118 261V260H117ZM133 261V260H131ZM147 261V260H146ZM165 261V260H164ZM193 261V260H192ZM204 261V260H203ZM226 261V260H225ZM95 262V261H94ZM104 262V261H103ZM120 262V261H119ZM122 262V261H121ZM135 262V261H134ZM137 262V260H136ZM143 262V261H142ZM141 262V263H142ZM145 262V261H144ZM161 262V261H159ZM163 262V261H162ZM180 262V261H179ZM182 262V261H181ZM185 262L188 261H184ZM191 262V260H190ZM189 262V263H190ZM229 262V261H228ZM242 262V261H241ZM99 263V262H97ZM95 263V264H97ZM104 263V264H105ZM183 263V262H182ZM194 263V262H192ZM191 263V264H192ZM197 263V261H196ZM205 263V262H204ZM202 262V264H204ZM246 263V262H245ZM103 264V263H99ZM110 264V263H108ZM118 264V263H117ZM122 264V263H121ZM157 264V263H156ZM159 264V263H158ZM187 264V263H186ZM201 264V263H200ZM207 264V262H206ZM230 264V263H229ZM234 264V263H233ZM236 264V263H235ZM241 264V263H240ZM243 264V263H242Z\"/></svg>","mask_w":264,"mask_h":264}]
</instances>
